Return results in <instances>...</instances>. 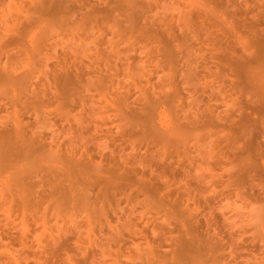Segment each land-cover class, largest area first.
<instances>
[{
	"label": "rangeland",
	"instance_id": "1",
	"mask_svg": "<svg viewBox=\"0 0 264 264\" xmlns=\"http://www.w3.org/2000/svg\"><path fill=\"white\" fill-rule=\"evenodd\" d=\"M0 264H264V0H0Z\"/></svg>",
	"mask_w": 264,
	"mask_h": 264
}]
</instances>
